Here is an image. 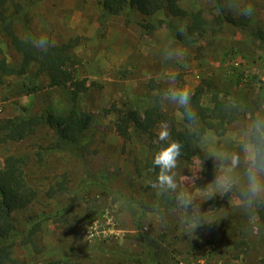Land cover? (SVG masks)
Listing matches in <instances>:
<instances>
[{"label": "rangeland", "instance_id": "374dc122", "mask_svg": "<svg viewBox=\"0 0 264 264\" xmlns=\"http://www.w3.org/2000/svg\"><path fill=\"white\" fill-rule=\"evenodd\" d=\"M14 1L28 9L24 21L0 30V61L20 68L16 43L26 37L46 36L49 43L78 38L75 73L87 79L89 88L76 106L92 112L94 121L72 151L52 150L53 132L45 125L21 140L0 142V167L8 155L22 157L27 177L38 189L37 198L13 218L19 236L32 223L38 222L39 230L34 242L15 249L9 264H264V222L254 209V203L264 199L249 207L243 195V146L250 141L253 121L264 118V47L240 27L227 22L216 26L214 21L221 10L238 18L239 6L250 4L249 24L264 26V0H181L188 10L201 9L208 21L206 35L191 43L176 40L166 25L171 22L185 33L187 18L164 11L143 19L132 8L104 18L97 0ZM147 21L154 29L142 27ZM35 69L29 65L25 73L1 75L0 133L1 125L22 110L42 114L72 105L65 88L29 90L47 82ZM205 78L221 97L250 101L252 115L234 120L222 135L207 130L195 156L177 158L170 172L175 189L149 186L142 161L151 147H167L172 126L179 128L183 122L180 105L166 94L173 88H194ZM210 96L203 101L209 103ZM154 102L163 113L161 123L168 125L167 140L158 138L161 123L154 141L135 132L124 139L117 131L116 114L105 111L116 105L142 112ZM233 154L240 155L241 163L231 174L233 188L225 191L223 178L229 175ZM208 164L210 171L204 168ZM60 182L67 188L57 190ZM181 196L191 203L183 206Z\"/></svg>", "mask_w": 264, "mask_h": 264}, {"label": "trees", "instance_id": "16d2710c", "mask_svg": "<svg viewBox=\"0 0 264 264\" xmlns=\"http://www.w3.org/2000/svg\"><path fill=\"white\" fill-rule=\"evenodd\" d=\"M180 1L97 0V3L104 18L127 13L132 8L143 19L152 17L160 11H164L166 15L187 18L185 33L178 30L171 22H166V25L176 40L191 43L206 35L209 29L208 21L203 16L201 9L188 10L180 4ZM27 9L18 1L0 0V30L6 28L10 22L24 21ZM214 21L217 23L216 26L221 22H227L240 27L259 46L264 47V26H251L245 16L236 18L229 14H223L221 10ZM141 25L148 30L155 27V24L150 21ZM211 31H214L212 27ZM191 36L194 39H190ZM32 41V38L26 37L16 43V49L22 56L20 68L7 63L5 60L0 61V78L3 73H25L29 65H35L34 74L45 77L47 82L45 85L36 83L29 87V90H38L42 86L65 88L72 105L62 111L47 109L42 114H28L22 110L20 114L8 119L1 125L0 142L21 140L34 133L38 126L45 125L53 132V141L49 146L52 150L72 151L79 145L82 135L94 121L92 112L76 106V101L81 93L89 88L87 79L79 78L75 73L77 55L74 49L79 44L78 38H70L62 43H50L51 46L48 47L47 51L33 46ZM39 86L40 88H38ZM190 90L192 96L189 111L193 113V117L189 119L185 109L180 106L182 125L179 128L173 125L171 128L172 142H178L181 146L178 159L184 161L196 155L201 137L207 130L211 129L218 135H222L234 120L253 113V106L250 101L241 96L221 97L220 91L216 90L207 78L202 79V83ZM207 94L211 95L209 103L203 101ZM105 111L116 114L117 131L124 139H130L132 132H135L138 138L147 135L154 141V130L163 120V113L157 102L147 106L142 112L131 108L122 109L116 105L112 108H106ZM256 142L264 146V140L257 139ZM161 149L158 145L151 147V153L142 161V169L149 176V180L151 179L149 186L159 183L160 168L153 163V158ZM25 164L26 162L22 157L8 155L3 166L0 167V264H9L14 261L15 249L21 244L34 242L39 230V223H32V226L19 236L14 223V213L28 207L38 196L37 187L33 186L27 177ZM204 168L210 171L212 166L208 164ZM168 174L171 175V173ZM66 186L60 182L57 190H64L67 188ZM163 188L168 191L172 190L167 187ZM254 209L259 219L264 222V202H255ZM142 214L143 212L140 215ZM140 215L136 217L138 225L142 219ZM103 250L109 251L106 248ZM147 251L148 256L152 257L153 249L151 246H148ZM110 253L126 255V252L114 250H110ZM131 255L135 256L133 253ZM136 260L139 259L136 258ZM90 264L98 263L92 262Z\"/></svg>", "mask_w": 264, "mask_h": 264}, {"label": "clouds", "instance_id": "9594fccd", "mask_svg": "<svg viewBox=\"0 0 264 264\" xmlns=\"http://www.w3.org/2000/svg\"><path fill=\"white\" fill-rule=\"evenodd\" d=\"M252 12L253 7L250 4H242L239 6V15L248 17ZM32 43L33 46L43 51H47L48 47L51 46L46 36H41L39 39L33 40ZM176 54L183 56L181 52H177ZM171 55L172 53L169 54L170 57ZM171 79L173 82L175 81L174 74ZM166 96L183 107L189 119L193 117V113L189 111L192 96L190 89L173 88L168 91ZM249 134L252 139L243 146L246 159L244 174L247 181L243 195L247 205L251 207L254 201L264 199V146L256 142L257 139L264 140V118H257L253 121L249 128ZM169 135L168 125L166 123H161L159 126L158 138L162 141L167 140ZM180 147L178 142L173 141L154 155L153 163L160 168L158 182L159 186L162 188L167 187L169 189H175L176 187L173 175H169L168 173L176 167L177 158L180 155ZM229 159L230 166L226 170L229 175L223 178V187L225 191H230L233 188L235 177L231 174L235 173L241 163V157L238 154L231 155ZM179 199L185 207L191 203L190 200H186L182 196Z\"/></svg>", "mask_w": 264, "mask_h": 264}]
</instances>
